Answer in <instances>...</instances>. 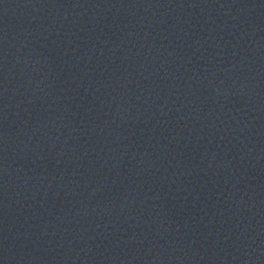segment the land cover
<instances>
[{
    "label": "water",
    "instance_id": "1",
    "mask_svg": "<svg viewBox=\"0 0 264 264\" xmlns=\"http://www.w3.org/2000/svg\"><path fill=\"white\" fill-rule=\"evenodd\" d=\"M0 264H264V0H0Z\"/></svg>",
    "mask_w": 264,
    "mask_h": 264
}]
</instances>
